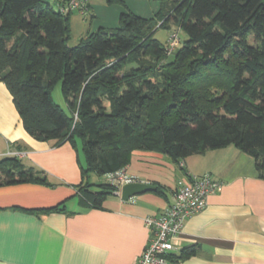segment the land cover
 Instances as JSON below:
<instances>
[{"label": "trees", "instance_id": "1", "mask_svg": "<svg viewBox=\"0 0 264 264\" xmlns=\"http://www.w3.org/2000/svg\"><path fill=\"white\" fill-rule=\"evenodd\" d=\"M58 1L0 0V80L30 135L76 151L81 206L101 207L114 190L88 174L125 167L134 149L179 164L232 144L264 177V0H159L153 15L122 11L117 26L74 45L72 11L61 12ZM172 25L185 36L167 53L154 32ZM58 81L67 110L52 98ZM0 174V184L55 185L17 155L0 157ZM30 210L63 211L64 201ZM195 251L191 244L167 258Z\"/></svg>", "mask_w": 264, "mask_h": 264}, {"label": "crops", "instance_id": "2", "mask_svg": "<svg viewBox=\"0 0 264 264\" xmlns=\"http://www.w3.org/2000/svg\"><path fill=\"white\" fill-rule=\"evenodd\" d=\"M118 10L107 6L98 27H115ZM94 12L90 15L98 19ZM13 150L55 185L0 184V264H133L151 235L146 216L172 201L179 178L205 172L221 185L184 219L172 253L191 244L196 251L166 264H264V177L254 158L232 144L190 154L179 164L167 154L134 149L126 174L158 182L161 192L147 190L127 200L111 193L101 207H83L74 186L81 179L76 151L68 142L53 145L30 135L0 80V157ZM60 201L63 211L30 210Z\"/></svg>", "mask_w": 264, "mask_h": 264}, {"label": "built area", "instance_id": "3", "mask_svg": "<svg viewBox=\"0 0 264 264\" xmlns=\"http://www.w3.org/2000/svg\"><path fill=\"white\" fill-rule=\"evenodd\" d=\"M89 0H59L57 8L61 12L78 10L85 12ZM180 41L177 31H172L166 38V51L169 53ZM9 155H20L13 150ZM126 167V166H125ZM121 167L107 174V180L114 186L113 193L120 194L123 183L136 180ZM221 183L210 173L186 174L177 180L174 197L171 202L157 214L146 216L145 220L151 235L147 244L133 264H166L167 254L178 248V238L182 231L184 219L206 205L207 196L218 190Z\"/></svg>", "mask_w": 264, "mask_h": 264}, {"label": "rangeland", "instance_id": "4", "mask_svg": "<svg viewBox=\"0 0 264 264\" xmlns=\"http://www.w3.org/2000/svg\"><path fill=\"white\" fill-rule=\"evenodd\" d=\"M49 1L52 2L54 6H55V3L57 2V0H49ZM89 2H91L92 8H93L92 10H90V4L88 3V9H86L85 12H80L77 9L76 10L74 9L71 12V16H70L71 35H70V38L68 39L69 45L76 44L81 38H83L82 36H84L87 31L96 30L98 28L99 23H100L99 21H102L103 19L101 15L106 12L105 8L107 6H110L111 9H115V10L119 9L118 13L120 11H132L142 16L153 15L154 11H156L157 7L159 6V0H123V2L118 1V0H115L112 2H109L107 0H89ZM94 10L99 14L98 19L95 16L90 15L91 11L95 13ZM91 20H95L96 23L93 22V26L90 28ZM118 23L119 22L117 21L115 22L114 25L117 26ZM172 31H177L180 39H183V37L185 36L184 32L180 29L179 26L172 25L170 29L158 27V29L154 32V37L157 38L161 42H166V38L168 34L171 33ZM146 58H150V56L147 55ZM169 58H170L169 55L165 57V59H169ZM133 64L135 63L132 61H129L126 65L128 66V65H133ZM157 67H159V64L157 65ZM157 70L159 71L158 68ZM51 94H52L53 100L59 105H61V107H63L65 110H67V105L64 101V98H63V95L60 89L59 81L54 85ZM78 147H79L78 150H79L80 158L81 160H83L81 148L79 145ZM88 176L93 181V183L105 182L107 180L106 173L96 174V173L90 172Z\"/></svg>", "mask_w": 264, "mask_h": 264}, {"label": "water", "instance_id": "5", "mask_svg": "<svg viewBox=\"0 0 264 264\" xmlns=\"http://www.w3.org/2000/svg\"><path fill=\"white\" fill-rule=\"evenodd\" d=\"M154 189H156V185L151 182L133 180V181L125 182L121 185L119 195L123 200H127L136 194Z\"/></svg>", "mask_w": 264, "mask_h": 264}]
</instances>
